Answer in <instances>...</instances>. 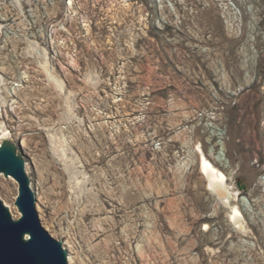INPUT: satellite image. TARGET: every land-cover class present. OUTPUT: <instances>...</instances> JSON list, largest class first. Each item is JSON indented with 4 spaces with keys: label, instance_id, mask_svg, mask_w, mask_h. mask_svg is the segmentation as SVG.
<instances>
[{
    "label": "rangeland",
    "instance_id": "1",
    "mask_svg": "<svg viewBox=\"0 0 264 264\" xmlns=\"http://www.w3.org/2000/svg\"><path fill=\"white\" fill-rule=\"evenodd\" d=\"M0 125L69 263L264 264V0H0Z\"/></svg>",
    "mask_w": 264,
    "mask_h": 264
},
{
    "label": "water",
    "instance_id": "2",
    "mask_svg": "<svg viewBox=\"0 0 264 264\" xmlns=\"http://www.w3.org/2000/svg\"><path fill=\"white\" fill-rule=\"evenodd\" d=\"M19 141L0 142V175L13 176L19 183L15 218L0 198V264H71L64 242L40 222L36 191L26 169L27 157Z\"/></svg>",
    "mask_w": 264,
    "mask_h": 264
},
{
    "label": "bare ground",
    "instance_id": "3",
    "mask_svg": "<svg viewBox=\"0 0 264 264\" xmlns=\"http://www.w3.org/2000/svg\"><path fill=\"white\" fill-rule=\"evenodd\" d=\"M57 82L59 83L58 85H62L60 80H57ZM0 130L2 131L3 137H8L10 135V133H8L7 131V128L2 125H0ZM51 143L52 144L50 145L52 146V149L57 156L59 155L63 161H67L70 159L68 158L67 149L65 147L60 146V144L56 140H54V135L51 136ZM23 144L25 143L23 142ZM203 150H204L203 148H199V151L201 154L200 165H201L202 172L206 174L210 190H212V192L217 195L218 199L220 200L219 203L225 206H228L231 209L229 217L231 219V222L237 228V230L241 232H246L248 228L246 225V220L245 218H243L244 214L241 211L239 205L234 204V200H237L238 195L233 194L228 191L229 188H228L227 179H226L228 177L227 174L222 169L214 165L213 164L214 162L211 160L212 158H215L217 160L224 159L223 158L224 155L222 154L224 152L219 151L220 152L219 155H213L214 152L212 151L213 149H211L208 155V153L206 154L205 151ZM26 169H27V166H26ZM40 195L41 194L38 193L39 199L41 198ZM12 207L13 206L11 205L9 208H11L13 212ZM14 216L16 215L14 214ZM72 260H73V257L69 255V262H71Z\"/></svg>",
    "mask_w": 264,
    "mask_h": 264
}]
</instances>
